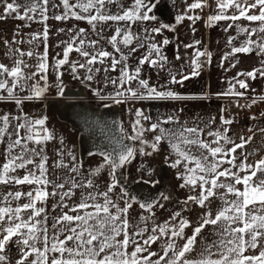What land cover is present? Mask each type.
Returning a JSON list of instances; mask_svg holds the SVG:
<instances>
[{
    "label": "rangeland",
    "instance_id": "rangeland-1",
    "mask_svg": "<svg viewBox=\"0 0 264 264\" xmlns=\"http://www.w3.org/2000/svg\"><path fill=\"white\" fill-rule=\"evenodd\" d=\"M195 1L196 0H187ZM78 0H69L70 4H76ZM7 3H13L18 6V11L6 14L5 6ZM135 0H114L113 3L105 5V10L108 14L121 15L123 11L131 8ZM149 4V3H148ZM35 6L34 12H29V8ZM46 9V10H45ZM73 11L80 15H88L83 13L81 9L74 8ZM142 12L145 9L141 10ZM27 14L25 19L18 18L21 15ZM66 9L64 8L62 0H48L45 5L43 0H0V64H4L8 68L16 66L19 60H23L28 67H21L26 76H31V79L21 80L15 86L14 97H8L6 90H0V96L5 97L0 99V116H9V126L3 133L0 139V167L9 159L8 145L12 144L17 139V125L25 122V117L29 121L46 118L44 128L52 133L53 139L41 145H37L31 141H24L29 149L35 148L40 152L39 156H33L31 152L27 153L26 158L32 156L35 163L28 165L26 169H17L16 172L11 173L12 176L23 177L27 174L28 170L35 171L39 175L36 168L41 162V157H46L47 179L50 183L46 186L45 190L48 193L53 191L58 195H49L46 202H37V208H43L45 211L41 217L37 219L43 220L47 217L46 226L49 229V236L55 231L52 227L55 219L67 212L70 215H76L70 212L69 209L81 203L89 194L96 197L93 201L88 200L90 204H103L105 192H108L109 187L115 185L111 192H108V197L121 208L126 206V202H130L132 207L127 212V220L129 223L128 232L132 235L134 232L141 229H146L142 237H134L141 243L151 235H159L158 232L154 233L152 229L157 226H163L168 223L170 227H179L181 220L189 222L190 226L186 227L183 232V238L177 237L174 239L177 251H179L186 243L187 238L193 235L194 229L203 225L204 220L207 218L206 213L211 214V218H215L220 210L227 205L225 201L231 202L236 200V197L226 191L224 188L215 190V195L205 202L203 207H200L195 201H189L188 198L199 197L201 190L199 183L196 187L185 185L184 180L179 178L185 173V163L182 162L178 167L171 165L177 160L178 155L174 151L168 139H163L157 144L158 150H153L151 144L155 142V137L160 135V129H166L170 132H177L184 128H198L204 137H209L205 132V119L204 117L197 118V126L190 123L187 116H193L192 107L194 102L185 99V91L183 83L172 82V61H170L169 49L165 48L163 35L170 29L165 26L163 22L155 19L143 21H97L95 26L89 24L86 20H77L70 14L67 19L57 20L55 17L64 16ZM91 14H95V9ZM149 14V13H148ZM84 31L81 32L80 30ZM121 29V36L117 38L116 45L111 42L112 37L115 35L116 30ZM159 29V32L153 31ZM130 31L133 35L132 41L125 45L123 35L125 32ZM47 32V38H44V33ZM81 41L83 44L81 45ZM74 42V43H73ZM92 42H95L93 45ZM69 44L73 48H81L86 51L90 56L97 55L101 51H106L112 54L108 58L98 57L95 64H87V59L78 51H72L68 55V63L57 68L56 63L58 60L64 59V52ZM143 44V47L140 45ZM151 45H157L161 49L160 55L166 57L165 60H160L159 56L152 52L151 59L158 60V65L153 67L148 63L141 64V60L148 54ZM120 51L117 52L116 48ZM135 49V51H133ZM31 52L33 55L21 56L20 53ZM46 54V63L48 69L46 73L40 72L38 64L41 62L40 58ZM127 57V59H122ZM113 58L121 61L116 64V70L112 71ZM103 59V63L99 60ZM85 64L86 67L81 68L80 65ZM72 65L76 66V71H72ZM127 67L130 72L139 67L140 75L138 79H144L148 82L150 87L156 88L158 92L171 91L177 98H156L149 97L147 90L139 86L138 80H133L130 83H125L123 87L120 86L121 68ZM91 69V71H89ZM97 69L99 71H97ZM105 69H108L105 71ZM33 73H39L32 75ZM42 75H46V80L41 79ZM91 76V79L88 77ZM8 81L9 87L15 83L10 76L0 77ZM116 80L117 83L113 84L112 81ZM176 81H180L175 79ZM23 85V88L20 87ZM38 84L45 91L40 98L27 99L33 96V86ZM83 87L87 90L86 101L93 106L103 108V106L114 105L121 111V124L123 133L129 138L137 135L135 129L143 127V135L138 139H132L134 158L130 163H126L123 167V178L131 179L133 177H140L148 184H156L161 168L166 170L165 179H168L167 186L171 190V196H161L162 199L157 203L151 211L146 208H141L139 201L134 202L133 198L122 190L119 183L116 184V172L113 175L112 168L106 163L105 158L102 156H89L84 158L80 151V132L69 126V123L63 122L59 114L56 113L55 108L51 104L54 102H68L69 99L62 97V92L67 86L76 90V87ZM132 88L137 92V96H132L127 91ZM117 92L124 93L117 96ZM20 99L22 104H17L15 101ZM74 100V99H71ZM70 100V101H71ZM116 101H120L117 103ZM198 104V103H197ZM141 112L143 115L138 117L137 113ZM19 117V119H17ZM196 118L195 116L193 119ZM139 119L140 125H136ZM196 120V119H194ZM165 121H169L165 123ZM157 124L156 131H152V125ZM0 128H3V123L0 121ZM37 131L42 130L37 126ZM21 137L26 136L27 133L24 129L19 130ZM187 135V134H186ZM192 138H196L194 135ZM146 141L147 143H142ZM224 148L227 145H223ZM186 150L189 146L181 145ZM43 149L41 152L40 149ZM143 149V151H141ZM229 149V148H226ZM248 149V148H247ZM244 149L237 150V153L242 154ZM22 149L15 147L11 153L12 156L20 154ZM191 154H207L202 148L191 146ZM250 152V149L247 150ZM146 153H151L147 155ZM230 158V157H229ZM211 159V158H210ZM236 164L247 162V160H235ZM238 162V163H237ZM63 165V166H61ZM194 167V165H189ZM73 167L78 168V171L73 172ZM231 165L225 163L219 169L223 171L230 168ZM233 172H239L237 168H232ZM240 176H244V172H239ZM259 175V174H258ZM69 181H75L78 187L72 188ZM92 182L91 187H87L88 182ZM118 181V180H117ZM224 183H234L233 180L221 177ZM64 184V188H57L56 185ZM241 191L243 185H235ZM38 186L35 184L18 185L14 182L8 184H0V207L21 206L29 203V198L25 195L19 200L14 199L9 193H28L33 192ZM44 187V186H39ZM71 188L74 195L70 198L65 197L62 204L68 205L63 207L61 204L60 193L67 192ZM124 192V193H123ZM187 206V207H186ZM87 211H94L89 208ZM115 213L116 209L111 208ZM179 213V216H175ZM23 217L27 219L30 211L22 213ZM124 218V217H122ZM220 224L212 225L207 224L202 228L201 233L196 237L194 249L186 255L187 259L200 260L206 257L211 259H219L220 252L223 249L220 247V242L226 240L223 234V228ZM240 225H232L237 227ZM169 236H161L155 243L148 247V251L142 253V256H148L149 252H156L158 255L152 257V261L159 259L163 255L165 245L169 242ZM63 239V236H61ZM118 239H123V236ZM37 247H42V244H37ZM134 250L133 245H129L127 251L131 253ZM264 250V240L261 241V247L256 250H249L246 255H255L259 251ZM52 255L58 254H50ZM173 255L171 252L169 256ZM8 261L6 264H16L20 258V251L17 245L10 244L7 248ZM32 258L30 257L29 260ZM27 264V262H26ZM163 264V262H162Z\"/></svg>",
    "mask_w": 264,
    "mask_h": 264
},
{
    "label": "snow or ice",
    "instance_id": "snow-or-ice-1",
    "mask_svg": "<svg viewBox=\"0 0 264 264\" xmlns=\"http://www.w3.org/2000/svg\"><path fill=\"white\" fill-rule=\"evenodd\" d=\"M66 14L64 16L55 17L57 20L67 19L70 14L77 20H86L89 24L95 26V22L102 21H137V20H151L154 16H150L148 13L152 11V5L147 3V0H135L134 5L123 11L121 15L108 14L105 10V5L113 3L114 0H78L76 4H70L69 0H62ZM46 5L48 0H43ZM217 8L219 9L216 15L210 16L208 23L211 26L217 21L230 20L235 23L238 20L244 19L249 22H258L259 27L249 29L241 27L240 32L248 33L249 36L255 35L257 32L264 33V0H216ZM206 6V0H196L189 6V10L200 9ZM74 8H79L83 13L88 15H80L73 11ZM95 9V14H91L92 10ZM145 9V11H141ZM6 14H10L18 11V6L13 3H7L5 6ZM35 6L29 8V12H34ZM46 10V9H45ZM228 10H233L232 15H227ZM258 10V14L256 11ZM253 13V14H249ZM27 14L21 15L18 18L25 19ZM185 17H178V20H183ZM191 20L199 19L198 16L187 17ZM231 26V25H230ZM229 26V27H230ZM227 30V29H225ZM81 32L84 30L81 29ZM153 31L159 32V29H153ZM121 36V29H117L115 35L112 37L111 42L115 46L117 38ZM44 38H47V32L44 33ZM133 39V35L130 31L125 32L123 35L122 42L128 45ZM232 40H229L231 44ZM74 43V42H73ZM93 45L95 42H92ZM163 43L166 45L169 43L168 40H164ZM83 41H81V45ZM253 45L256 48L264 52V43L253 41L248 39L240 47H234L233 53H245L250 54L253 51ZM143 47V44L140 45ZM78 51L84 57H90L87 59V64H95L98 57L108 58L112 54L101 51L97 55L90 56L86 51H82L81 48H73L72 44H69L66 51L64 52V59L58 60L56 67L59 68L64 64L68 63V55L72 51ZM116 51L120 49L117 47ZM135 51V49H133ZM152 52H155L159 59L165 60L166 57L160 55L161 49L157 45H151L148 54L141 60V64L148 63L155 67L158 65V60L151 59ZM21 56L28 55L31 57L33 54L20 53ZM208 55L204 51H197L196 56L201 57ZM122 59H127L123 57ZM41 62L38 64L40 72L46 73L48 65L46 61V54L40 58ZM103 63V59L99 60ZM121 61L113 58L112 71L116 70V64ZM28 67L24 64L23 60H19L15 67L8 68L4 64H0V77L10 76L15 82L12 87H9L6 79L0 78V90H6L8 97H14L15 86L19 84L21 80L31 79V76H26L23 68ZM81 68L86 67L85 64L80 65ZM200 65L197 63L196 68ZM108 69H105L107 71ZM72 71H76V66L72 65ZM91 71V69H89ZM97 71H99L97 69ZM257 71L264 76V68L257 69L248 73H241L240 75H246L253 79L256 78ZM39 73H33L37 75ZM198 71H194L193 75H197ZM140 75V68L137 67L134 72H130L127 67L121 68L120 86L123 87L125 83H130L133 80H138L139 86L147 90L149 97L156 98H177L171 91L158 92L156 88L150 87L148 82L144 79H138ZM92 77L89 76L88 79ZM41 79L46 80V75H42ZM188 79V77H184ZM173 82L182 83L183 81H176L173 77ZM113 84L117 81L113 80ZM240 88H247L248 85L244 81H238ZM23 88V85L20 84ZM45 89L41 88L38 84L33 86V96L27 97V99L40 98ZM132 96H137V92L132 88L127 89ZM61 95L63 94L61 90ZM124 93L117 92V96L123 95ZM237 95H243V93H237ZM5 97L0 96V99ZM18 105L22 104L23 101L17 99L15 101ZM119 103L120 101H116ZM143 114L137 113L140 117ZM19 119V117H17ZM0 121L3 123V128H0V139H2L3 133L9 126V116H0ZM46 118L38 119L35 121H29L25 117V122L17 125V139L12 144L8 145L9 159L0 167V184H8L14 182L18 185L23 184H35L38 187L33 192L28 193H9L14 199L19 200L22 196L29 198V203L12 207H0V264H6L8 261L7 248L10 244L18 246L20 251V258L16 261V264H264V250L259 251L255 255H246L245 253L249 250H256L261 247V241L264 240V159L256 162L255 165H249L246 162H241L239 165L235 163L237 149H243L248 141L241 138V143L235 144L230 137L227 136V130L224 133L210 132V136H215L212 143L216 144V147H212L209 143L200 139L201 129L198 128H184L177 132H170L169 130L160 129V135L155 137V142L150 146L153 150H158L157 144L163 139H168L172 145L174 151L178 155L177 160L171 165L172 167H178L182 162L185 163V173L181 179L184 180L185 185L196 187L199 183L201 190L199 197H189V201H195L200 207H203L210 197L215 195V190L218 188H224L226 191L236 197V200L228 202L222 210L218 212L215 218H211L210 213H206V219L203 225L194 229L193 235L187 238L186 243L183 247L177 251L176 245L173 242L175 238H183V232L186 227L190 224L186 220H181L179 227H170L168 223L163 226H157L152 229L154 233L158 232L159 235H151L147 239H144L141 243L134 237H142L146 229H141L134 232L132 235L128 232L129 223L126 218L129 208L132 207L130 202H126V206L121 208L115 204L109 197L108 192H111L113 186L109 187L108 192L103 193L104 203L103 204H90L88 200H95L96 197L89 194V197L85 198L81 203L69 209L70 212L76 213V215H70L67 212L55 219L52 227V235L49 236V229L46 226L47 217L43 220L37 219L41 217L45 211L43 208H37V202H46L49 195L56 196L57 192L53 191L48 193L45 188L50 183L47 179L46 169V157H41V162L36 165L39 171V175L35 171L28 170L27 174L22 178L18 176H12L11 173L17 171V169H26L28 165L34 164L35 161L32 156L26 158L27 153L31 152L33 156H39L40 152H37L35 148L29 149L24 141H31L37 145H41L47 141L52 140L54 137L48 129L44 128ZM169 121H165L167 123ZM224 124L233 123L232 120H223ZM136 125H140L139 119L136 121ZM37 126L43 132L37 131ZM158 125L153 124L151 130L156 131ZM24 129L27 133L26 136L21 137L19 130ZM137 135L132 139H138L143 135V127L135 129ZM187 134V135H186ZM193 135L196 138H192ZM223 141L225 144H233V147L225 149L221 144ZM147 143L146 141H141ZM181 145L189 146L186 150ZM195 146L202 148L207 154H191L190 148ZM15 147H20L22 152L15 156L11 153ZM42 152L43 149L41 148ZM143 151V149H141ZM151 155V153H146ZM230 157V158H229ZM134 158V151L128 149L126 152L120 154L118 160H113L110 157H105L106 163L112 168L113 175L115 170L121 168L124 164L130 163ZM211 158V159H210ZM231 165L230 168H226L223 171L219 169L223 164ZM189 165H194L190 167ZM63 166V165H61ZM232 168H237L239 172H244V176H240L239 172H233ZM71 171L76 172L78 168L73 167ZM259 174V175H258ZM221 177L225 180L231 179L234 183H224L221 181ZM72 188L78 187L75 181H69ZM243 185L241 191L235 185ZM44 186V187H39ZM87 187L92 186V182L89 181ZM57 188H64V184L56 185ZM61 197V204L65 197L70 198L74 193L71 188L67 192L59 194ZM63 207H68L66 204H62ZM141 208H147L151 211V207L147 205H140ZM89 208H93L94 211H87ZM111 208H115L116 211L113 213ZM30 211L31 215L25 219L22 213ZM179 213H175V216H179ZM124 217V218H122ZM223 221L221 225L223 228V234L229 237L226 240L220 242V247L223 251L220 252L219 259H211L206 257L200 260L187 259L186 255L193 251L196 237L201 233L202 228L207 224L217 225ZM240 225L232 227V225ZM169 242L165 245L164 253L159 259L152 261V257L157 256L156 252H149L148 256H142L141 254L148 251V247L155 243L161 236H169ZM63 236V239H61ZM123 236V239H118ZM37 244H42V247H37ZM134 246V250L129 253L127 251L129 245ZM173 255L169 256V253ZM50 254H58L52 255ZM32 258L29 260V258Z\"/></svg>",
    "mask_w": 264,
    "mask_h": 264
},
{
    "label": "crops",
    "instance_id": "crops-1",
    "mask_svg": "<svg viewBox=\"0 0 264 264\" xmlns=\"http://www.w3.org/2000/svg\"><path fill=\"white\" fill-rule=\"evenodd\" d=\"M194 2L147 0V3L153 6L149 14L155 17L154 21L159 20L170 28L163 37L169 41L165 48L170 50V61L173 66L171 81L173 82V77L183 81L185 99L194 102L191 106L194 115L187 116L189 122L197 126V118L200 120L204 117L207 119L204 123L206 133H224L227 130V136L235 144L241 143L243 137L248 143L243 148L242 154L236 153V160L239 162L244 159L249 165H255L256 162L264 159V76L259 71L255 79L240 74L264 68V52L255 45L250 54L233 53L232 49L242 46L248 39L264 43V33L257 32L249 36L248 33L240 32L241 27L249 29L259 27L258 22H249L244 19L235 23L230 20H221L210 26L209 17L216 15L219 11L216 0H206L202 14L197 13L198 9L189 10V6ZM255 11L258 14V10ZM226 14L232 15L233 10H228ZM181 16L185 17L182 21L178 20ZM190 16H198L199 19L193 21L187 18ZM197 51H204L210 56L197 57ZM199 59L207 62V69L196 68V62ZM194 71H198V74L193 75ZM238 81L246 82L248 87L240 88ZM237 93H243L242 96L252 100L236 117L228 116L224 103L211 100L216 95ZM194 116L196 120L193 119ZM223 120H232L233 123L224 124ZM200 139L212 147L217 146L212 143L217 139L215 136L204 137L202 134ZM221 144L225 145L223 141ZM226 145V148L233 147L231 143ZM249 149L250 152H247Z\"/></svg>",
    "mask_w": 264,
    "mask_h": 264
},
{
    "label": "bare ground",
    "instance_id": "bare-ground-1",
    "mask_svg": "<svg viewBox=\"0 0 264 264\" xmlns=\"http://www.w3.org/2000/svg\"><path fill=\"white\" fill-rule=\"evenodd\" d=\"M79 89H82V92L84 93V88L81 87ZM81 90L76 91L74 90L72 87L68 86L65 88V92H64V96H78L81 95ZM85 94V93H84ZM67 99V97H65ZM70 101V100H69ZM72 104H69V106H67L66 101L65 102H54L51 104L52 108H55L56 113L59 114L60 119L63 122H67L69 123V126H71L73 129L78 130L80 132V136L81 133L85 130L88 131L89 136L87 138V147L88 148H96V147H102L100 146V141H99V137L101 136L100 133V129H99V122H97V126L90 124L88 122L89 118H93L90 115V111L87 110L86 108H84V110H80L78 105L79 100L78 99H74L71 100ZM84 105L89 107L92 106L94 108V111L97 112V114H99L101 117L103 118H107L105 116H107L108 114L112 113V109L111 108H107V109H102L93 105H90L86 100ZM114 106V105H113ZM115 108L117 109V107L115 106ZM120 111V109H119ZM121 113V111H120ZM65 115V117L63 116ZM70 120V121H68ZM104 120H108V119H104ZM105 130V129H104ZM104 130L102 132H104ZM123 136L126 138V143L127 141L131 140L129 139L122 131ZM132 141V140H131ZM125 146V143L122 144V147ZM115 147V148H114ZM114 147L111 146L110 149H115L111 152L112 156L117 157L118 153V149L120 148V146L118 147V144H114ZM118 147V148H117ZM133 147V144L132 146ZM108 149V148H107ZM106 149V150H107ZM133 150V148H132ZM110 151V150H108ZM97 155V154H94ZM92 155V156H94ZM82 156L84 158L89 157L88 155H84L82 154ZM100 156V155H97ZM119 156V155H118ZM125 166V164L123 165V167ZM166 170L161 168V172L158 176L157 182L156 184H148L144 181V179L140 178V177H133L131 179H127V178H123V182L120 181V179L117 176L118 179V183L120 184V187L122 188V190L126 193V195H129L130 198H133V201H139L140 203H142L143 205H146L147 203H150L149 201H152L154 196H156V194L161 196H171V190L170 188H168L167 186V182L169 178L165 179V175H166ZM122 175H123V168H122ZM124 183V184H123ZM159 198V200H160Z\"/></svg>",
    "mask_w": 264,
    "mask_h": 264
},
{
    "label": "water",
    "instance_id": "water-1",
    "mask_svg": "<svg viewBox=\"0 0 264 264\" xmlns=\"http://www.w3.org/2000/svg\"><path fill=\"white\" fill-rule=\"evenodd\" d=\"M79 90H81L80 91L81 95H78V96H68L67 95L65 97H67V99H69V100L78 99L79 102H78L77 106L79 107V109L83 111L84 108H86L87 110L90 111L89 113L93 117L92 119L91 118L88 119V122L90 124L97 126V122H99V129H100V133H101V136L99 137V141L101 143L100 146H102L101 148L100 147L93 148L94 146L92 148H88L87 147V144H88L87 138L89 136V133L87 130H85L81 133V136L79 138L81 154L88 155V156H92L94 154H97V155H100L104 158L107 156L113 160H118L121 153L126 152L128 149L133 148V147H131L133 144V142L131 141L132 139L127 141V143H126V138L122 134V124H121L122 117H121V113H120L119 109L118 108L116 109L115 106H113V105H107L106 107L103 106L102 109L111 108L113 110L111 114H108L107 116H105L107 118H103L99 114H97V112H95L96 110L94 111V108L92 106L87 107L84 105L85 101H83V100H86L85 98L87 97V90L85 88L83 89L85 94L82 92V89L76 88V91H79ZM64 92H65V89L63 91L62 96H64ZM69 100H68V102H66L67 106H69V104H72V101H69ZM63 116L65 117V115H63ZM104 119H108V120H104ZM68 121H70V120H68ZM103 130H104V132H102ZM123 143H125L124 147H122ZM114 144H118V147L120 146V148L118 149V153H119L118 155L119 156L117 155V157L111 155V152L115 149H110V147L111 146L114 147ZM108 150H110V151H108ZM122 167L119 169H116L115 172H116V175H118V178L120 179V181L123 182ZM117 180L118 179H116V184L118 183ZM118 185H120V184H118ZM159 198H160V195L156 194V196H154L153 200L149 201L150 203H147L146 205L153 208L158 203Z\"/></svg>",
    "mask_w": 264,
    "mask_h": 264
},
{
    "label": "built area",
    "instance_id": "built-area-1",
    "mask_svg": "<svg viewBox=\"0 0 264 264\" xmlns=\"http://www.w3.org/2000/svg\"><path fill=\"white\" fill-rule=\"evenodd\" d=\"M205 7L200 8L197 10L198 14H202V11L204 10ZM150 15V14H149ZM151 16V15H150ZM199 64L201 69H207L208 64L206 61L203 59L197 60L196 64ZM76 88H80V85L77 86ZM210 100V98H207ZM211 100H218L224 103L226 110L228 112L229 117H236L240 115L245 108V106L251 102V98L244 97L242 95H237V94H229V95H216L213 97ZM187 207V206H186Z\"/></svg>",
    "mask_w": 264,
    "mask_h": 264
},
{
    "label": "flooded vegetation",
    "instance_id": "flooded-vegetation-1",
    "mask_svg": "<svg viewBox=\"0 0 264 264\" xmlns=\"http://www.w3.org/2000/svg\"><path fill=\"white\" fill-rule=\"evenodd\" d=\"M80 134V133H79ZM123 168V167H122ZM124 193V192H123ZM152 209V208H151ZM147 210V209H146Z\"/></svg>",
    "mask_w": 264,
    "mask_h": 264
}]
</instances>
